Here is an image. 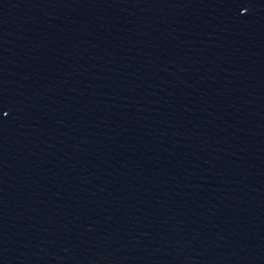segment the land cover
Wrapping results in <instances>:
<instances>
[{
    "label": "water",
    "instance_id": "1",
    "mask_svg": "<svg viewBox=\"0 0 264 264\" xmlns=\"http://www.w3.org/2000/svg\"><path fill=\"white\" fill-rule=\"evenodd\" d=\"M0 264H264V0H0Z\"/></svg>",
    "mask_w": 264,
    "mask_h": 264
}]
</instances>
